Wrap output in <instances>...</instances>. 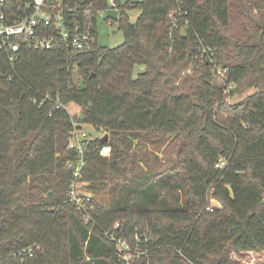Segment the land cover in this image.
Listing matches in <instances>:
<instances>
[{
	"label": "trees",
	"instance_id": "1",
	"mask_svg": "<svg viewBox=\"0 0 264 264\" xmlns=\"http://www.w3.org/2000/svg\"><path fill=\"white\" fill-rule=\"evenodd\" d=\"M26 1L5 0L3 11L16 15ZM114 1L118 47H0V264H124L105 235L116 222L117 234L147 251L133 264H239L232 253L264 251L263 16L242 39L227 31L230 0ZM63 8L75 19L107 3L63 0ZM137 63L145 69L133 77ZM190 63L195 74L180 75ZM218 65L227 83L256 89L227 117L214 111L228 108L213 80ZM71 104L80 125L108 133L86 153L82 180L108 193L105 205L90 199L87 221L68 201ZM148 131L182 136L179 163L138 169L131 146ZM103 143L106 157L95 150ZM210 197L221 207L207 210ZM30 245L33 256H15Z\"/></svg>",
	"mask_w": 264,
	"mask_h": 264
},
{
	"label": "built area",
	"instance_id": "2",
	"mask_svg": "<svg viewBox=\"0 0 264 264\" xmlns=\"http://www.w3.org/2000/svg\"><path fill=\"white\" fill-rule=\"evenodd\" d=\"M106 3V10H118L114 0H106ZM65 7L68 8L67 5ZM4 8L5 0H0V47L7 51L15 52L21 46L45 50L64 47L72 52L81 53L93 50L97 44L94 27L97 11L93 13L87 8L81 18L71 19L64 12L63 0H27L21 10L11 16L6 15ZM225 71V68L219 66L215 68V72L219 74H224ZM104 134L102 129L90 133L77 121L72 122L68 134L66 148L75 156L74 161L66 163L73 176L68 190V201L76 211L81 212L84 221L88 220V211L92 209V205L89 204L92 196L81 190L85 186H82L85 184L82 180V170L86 164V153L90 150L92 142L99 141ZM97 149L99 155L104 157L110 153V145L107 143L96 145L95 150ZM223 163V160L218 161L216 167H221ZM220 207L221 203L213 200L206 209L213 211L214 208ZM118 227L119 223H114L113 231H108L105 235L124 264H131L147 251L139 247L141 244L139 238H136L135 244L132 245L125 237L117 234ZM34 248L35 245H30L15 253V256L23 261L35 254Z\"/></svg>",
	"mask_w": 264,
	"mask_h": 264
},
{
	"label": "rangeland",
	"instance_id": "3",
	"mask_svg": "<svg viewBox=\"0 0 264 264\" xmlns=\"http://www.w3.org/2000/svg\"><path fill=\"white\" fill-rule=\"evenodd\" d=\"M121 5H125L128 0H118ZM230 22L228 26V33L233 34L234 36L245 39L248 36L254 37L256 32H259L257 26L261 24V18H264V8L263 1L261 0H230ZM140 11L137 8L127 10L128 21L133 23L138 17ZM112 19L107 18L105 14L101 11H97L95 14L94 27L95 34L97 37V45L100 47L106 48H115L123 44L124 37L123 33L119 29V17ZM246 38V39H247ZM251 41V40H250ZM200 57V56H199ZM223 63V62H221ZM224 63H231L230 61H225ZM201 66V65H200ZM199 65H197L198 69H201ZM221 67L220 65H218ZM145 66L143 64H135L133 67V77H136L137 74L143 72ZM216 73V72H215ZM195 67L193 63L188 64L186 69H183L180 72V75H194ZM74 80H77L79 74L77 72H73ZM214 81L218 86L223 87V101L225 102V106H228L225 110L217 109V106L214 108V111H217L220 117H227L229 111H231V107L233 104H237L243 102L246 97L252 95L256 92L255 88L248 86L247 81L244 80L239 84L227 83L226 76L224 74L216 73L213 75ZM68 111L74 117V120L77 123L79 121L80 115V107L71 104L68 106ZM88 132L94 133L96 129H93L90 125L83 124L82 125ZM102 132V131H100ZM178 133V132H176ZM143 140L138 144H134L131 146V152L133 157L135 158V163L138 165V169L147 168L146 164L154 165L157 171H162L164 169L172 167L174 163L177 162V154L182 145L181 135H164L160 132H142ZM108 141V140H107ZM224 161V160H223ZM139 163V164H138ZM225 163V161H224ZM223 163V165H224ZM222 165V166H223ZM153 166V167H154ZM221 166V167H222ZM85 185L81 190L86 193H89L90 196L93 197L94 201L105 205L108 200L107 191H97L93 192L88 189L89 183L85 182L82 186ZM213 202L211 197L208 200V203ZM93 207V206H92ZM232 260L238 262L239 264H264V251H243L241 254H231L230 257ZM88 259V258H85ZM137 259L131 262L133 264Z\"/></svg>",
	"mask_w": 264,
	"mask_h": 264
},
{
	"label": "water",
	"instance_id": "4",
	"mask_svg": "<svg viewBox=\"0 0 264 264\" xmlns=\"http://www.w3.org/2000/svg\"><path fill=\"white\" fill-rule=\"evenodd\" d=\"M104 14L108 18H118L119 11L109 9V10H106ZM107 140H108V133H105L102 137L99 138L100 142H106Z\"/></svg>",
	"mask_w": 264,
	"mask_h": 264
}]
</instances>
